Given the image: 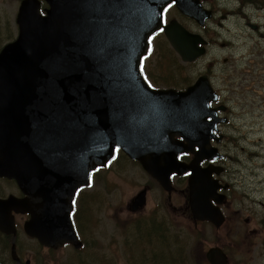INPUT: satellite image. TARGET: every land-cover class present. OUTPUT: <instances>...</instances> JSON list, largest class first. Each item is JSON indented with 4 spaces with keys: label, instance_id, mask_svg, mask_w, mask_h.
<instances>
[{
    "label": "water",
    "instance_id": "1",
    "mask_svg": "<svg viewBox=\"0 0 264 264\" xmlns=\"http://www.w3.org/2000/svg\"><path fill=\"white\" fill-rule=\"evenodd\" d=\"M52 5V10L49 11V16L51 19V29H57V27H66V30L72 31V24L78 18V12L82 8V1L88 0H61L63 3L67 4L68 12L63 17H58L57 15V6L59 0H49ZM170 0H162L160 3L153 2V9H155V14L150 19L152 29L159 25L160 13L162 6L169 2ZM179 8L194 17L199 21L210 16V13L203 10L200 6H196L193 0H177ZM191 6H189V5ZM185 7L189 10H186ZM55 9L56 14L53 10ZM197 11V13L194 12ZM205 13V14H204ZM176 31H172L169 38L174 44L181 43L183 38L187 39L189 33L182 28L176 22H172L171 25ZM146 34L139 36V41H142ZM124 39L128 44L134 43L132 33L125 31ZM51 46V45H50ZM69 47L60 46L61 57L66 54L70 55L68 60H63L61 64L71 65L72 71L77 72L78 70H84L86 67L84 56L81 52L72 51V44ZM185 59L190 58L191 53H186L181 51ZM52 51L47 49L41 50V57L45 60L42 70L44 72L43 80H40L41 86L44 94L56 95L59 92L58 85L57 91L54 92L50 90L52 83V75L50 74L55 65L49 59L52 56ZM90 60V58H88ZM134 61L131 64L133 78L136 80L135 87L137 89H142V81L140 79L139 73L137 71L136 56L130 58ZM89 62V61H88ZM71 71V72H72ZM16 71L14 67L13 57L10 59L7 65L0 64V90H12L16 83ZM45 85H43V83ZM29 85L36 84L29 80ZM38 89V87H37ZM90 89H99L98 83H91ZM39 90V89H38ZM182 97V96H181ZM184 98L188 99L191 102V106L186 113L187 123L184 127L186 133H191L192 135H198V139H192L189 147L180 148L179 150H189L195 144H198L200 147V152L197 154L198 159H203L204 157H213L216 155L215 149H209L207 143L211 136L210 131L212 129V123H207L204 120V116L208 114L206 110L204 114L197 113L195 106H204V101L210 99V93H206L204 99L195 100L191 95H185ZM46 107L42 105L41 110H45ZM13 126V133L11 137L12 147L23 148L24 150H29V153L32 155L40 154L42 159L46 162H53L56 166L61 167L63 161H68L70 167L68 173L64 175L65 180L68 183H76L78 181H85L87 179L88 171L90 167L95 166L96 164H103L107 159L112 155V150L114 142H108L106 148H95L93 154H88L86 156L78 155L79 151L84 150L88 144L93 145L97 139H100L105 136V133H108L109 137L114 141L121 138V130H117L115 125H119L117 119H113L110 116V111L106 108L103 101L97 103H87L83 106H72L65 111L60 110L59 108H51L45 111H37L31 114L24 116H12L10 118ZM120 126V125H119ZM120 135V136H118ZM205 135V136H201ZM198 137V136H197ZM23 139V140H18ZM203 140L201 142L200 140ZM126 149V145L122 144ZM59 151V155H51L54 151ZM132 154L131 151H129ZM132 156H137L132 154ZM193 196L191 198L192 209L196 218H211L220 219L222 221V216L220 212L215 209L210 201V198L213 196L210 191L207 190L206 178L199 171L196 172L194 176V182H192ZM213 255L216 256L214 251Z\"/></svg>",
    "mask_w": 264,
    "mask_h": 264
},
{
    "label": "rangeland",
    "instance_id": "2",
    "mask_svg": "<svg viewBox=\"0 0 264 264\" xmlns=\"http://www.w3.org/2000/svg\"><path fill=\"white\" fill-rule=\"evenodd\" d=\"M233 5V2H229ZM264 43V41H262ZM235 109V108H234ZM239 110V109H238ZM232 124L226 125L224 127L228 134H233L237 139L241 140L243 145L250 147L258 152V155L254 156L252 159H247V154L241 155L240 163H235L232 160L228 161L229 173L232 175L228 176L232 181H236V185L239 187L238 190L240 194L249 192L250 198L245 201L243 205L249 206L250 201L253 199L259 202V210L264 213V105H256L253 110L248 108L239 111L237 113L231 114ZM227 149V147H224ZM235 147H231L229 150L231 152L235 151ZM238 153H242L241 151ZM137 169H132L126 174L130 179L137 178V182L142 179V172L139 167ZM105 172V171H104ZM119 173L116 168V163L113 164L112 168L107 171V179L109 182H116V188L113 192H108L104 188L105 181L99 180L97 177L94 181L93 187L97 190L106 191L107 200L113 206H119V204L128 200V198L135 192V185L130 182L127 177L121 176L126 173ZM101 177V175H99ZM110 187V183L108 184ZM104 218V214L101 216ZM191 225H189V228ZM211 245V243L209 244ZM175 247H170L166 253H164L167 258L177 257L178 251L175 253ZM162 247L160 245L156 246L155 252L161 253ZM72 251L64 250L61 256H70ZM120 259V264H124L123 260ZM254 264H264V260L258 259Z\"/></svg>",
    "mask_w": 264,
    "mask_h": 264
},
{
    "label": "flooded vegetation",
    "instance_id": "3",
    "mask_svg": "<svg viewBox=\"0 0 264 264\" xmlns=\"http://www.w3.org/2000/svg\"><path fill=\"white\" fill-rule=\"evenodd\" d=\"M7 6H8V0H0V13H1V15H0V49L2 48L3 43L5 42L4 38H6L8 36V32L10 29V25L6 21L3 22V20H2L3 15H4V9ZM235 16H236V18H238L239 15H235ZM246 25L251 27L252 29H256L250 25L248 20L246 21ZM11 190H12V181L7 180L5 178H0V196L4 197L6 195V193L10 192ZM169 206L172 210V206L171 205H169ZM171 221L172 220L170 219V223H171ZM159 228H160V231L162 232V225H160ZM148 238H149L150 242L153 241L154 243H156V241L158 239L156 232Z\"/></svg>",
    "mask_w": 264,
    "mask_h": 264
},
{
    "label": "trees",
    "instance_id": "4",
    "mask_svg": "<svg viewBox=\"0 0 264 264\" xmlns=\"http://www.w3.org/2000/svg\"><path fill=\"white\" fill-rule=\"evenodd\" d=\"M231 139H232V138H231ZM236 145H237V144H236ZM237 146H238V148H239V147H241V148H242V146H240V145H237Z\"/></svg>",
    "mask_w": 264,
    "mask_h": 264
},
{
    "label": "snow or ice",
    "instance_id": "5",
    "mask_svg": "<svg viewBox=\"0 0 264 264\" xmlns=\"http://www.w3.org/2000/svg\"><path fill=\"white\" fill-rule=\"evenodd\" d=\"M171 5H169V7H170ZM165 11H167V9H165Z\"/></svg>",
    "mask_w": 264,
    "mask_h": 264
}]
</instances>
